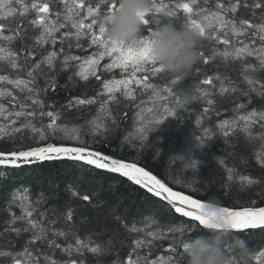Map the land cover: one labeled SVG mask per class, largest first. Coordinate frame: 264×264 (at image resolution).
<instances>
[{
  "label": "trees",
  "instance_id": "16d2710c",
  "mask_svg": "<svg viewBox=\"0 0 264 264\" xmlns=\"http://www.w3.org/2000/svg\"><path fill=\"white\" fill-rule=\"evenodd\" d=\"M93 6L99 0H85ZM170 6L178 0H164ZM226 5L229 0H219ZM234 2V0H233ZM253 0H247L250 5ZM217 0H198V4L212 11L216 10ZM236 14L229 13L228 17L235 15L237 20L248 19L254 23H260L262 15L260 10H253L243 6ZM53 10L63 13V4L59 0H53ZM106 11L105 6L101 5V12ZM255 11V16H253ZM165 15L160 13L157 19L163 20ZM34 18V13L29 12L25 16H17L8 21L13 28L19 27L21 38L16 40L13 47L21 52L22 57L28 52L32 56L26 62V68L20 73L21 78L28 79L26 72L31 70L33 64L39 62L42 57L51 51L57 52V57L53 61L54 67L49 68L45 63L34 73L37 77V86L44 88L46 83H54L55 89L48 87L47 92H41L44 100L43 111H54L60 113L58 124L67 125L69 129L73 126L79 128L82 138L88 143L91 150L99 151L102 154L118 158L126 163H136L160 179L166 186L173 191H180L185 195H190L193 199L202 202H215L221 206L240 208L243 206L264 207V128L259 123L252 125L249 132L244 130L243 122L238 120L239 116L246 115L252 111H264V95L261 84H264V68L259 66L256 56H245L243 60H225L221 56H214V50L222 52L225 45L218 43L211 38H203L201 41L200 52L208 58L205 64L201 58L193 69L191 76L182 84L173 85L171 79L165 73L155 76L147 73L149 83L156 85L157 91L167 99L153 103L152 89L144 90L142 87L133 85L136 99L130 100L116 94V101L106 104L110 114L101 112V102L107 100V94L103 90V82L111 79L125 78L119 69L107 70L106 63H110L109 57H105L97 66L96 76H89L87 81L82 80L76 73L79 71V64L84 59L90 57L98 51L96 46L90 45L87 36L79 41L75 37H63V33L74 32L67 22L66 27L55 34V44L49 41L47 44L39 45L36 37L39 29L29 22ZM171 19L181 26L184 24V14L181 12L179 17ZM155 23L151 24L154 28ZM7 34V30H5ZM231 41L228 48L233 46L240 47L239 40L253 47H260L259 36L249 35L244 37L229 36ZM253 41L255 42L253 44ZM79 44L80 47L76 45ZM63 48L64 51L60 52ZM66 55L80 56L81 61H69V66H63V58ZM251 64L255 71L248 70L257 83V89L252 92L242 80V65ZM13 70L6 65L0 74L10 75ZM138 77L145 73H138ZM219 79H216V77ZM212 78L211 85H204L202 81ZM182 85V86H181ZM230 90L221 93V87ZM13 91V95L23 99L25 93L7 86ZM171 89L176 93L178 88H191L199 97V100L188 106L187 109L179 108L173 101L175 97L170 96L164 89ZM206 90L209 95L201 97L199 92ZM232 88L239 91L232 92ZM247 93V94H244ZM78 99H95V104H76ZM211 100L209 104L207 101ZM72 101L74 106L68 107ZM9 110H19L18 105L9 104L4 101ZM30 103V102H29ZM244 105L243 108L240 105ZM140 105V107H137ZM162 106H168L175 110L176 117H168L155 131L145 132L144 138L141 137L139 129L153 118V113L146 111L147 108H155L156 115H162ZM142 112L143 120L138 116ZM29 110H32L31 108ZM40 111L39 108L36 109ZM202 119V125H196V119ZM229 121L225 129L220 125L224 121ZM24 121L20 118L16 126ZM94 122V124H93ZM0 123H4L0 119ZM33 123L39 127L49 123L48 117H37ZM104 125L100 131L93 134L92 127ZM214 132L213 139L206 141V145L201 147L197 137H202L203 129ZM228 135H224V131ZM62 133H56V137H62ZM55 143L65 146H74L76 141L54 138L51 135L47 141H40V144ZM36 146V140L32 137L30 130L25 129L22 133L16 134L15 140H0V152H8L14 147L30 148ZM195 160L197 166H190V162ZM231 169V173L229 172ZM0 252L17 253L23 252L28 246L33 254L52 255L53 259L66 261L75 259L77 264L83 259L84 264H126L127 257L131 254L135 259L138 253L145 257L149 262L154 259L172 255L178 264H182L181 243L193 232H185L183 237L179 233L168 232L169 227H179L184 224L189 227L185 218L180 217L166 203L150 195L146 191L137 187L129 180L95 169L94 167L70 161L44 163L34 166H24L19 169L5 168L0 166ZM231 175V179H229ZM242 177H248L257 183L249 184ZM27 189L28 200L33 209V219L41 221L49 229V239H52L51 230H66L71 228L81 239H91L92 246L96 244L104 248L103 254H93L85 250L83 256L74 254L67 256L61 249H49L46 243L36 242L28 245L27 242L32 237V230L24 220H17L15 224L9 225L12 214L22 215L20 200L12 202L13 193L18 196L24 195ZM76 195H73V192ZM83 195H89V200H83ZM69 206L73 210V220H66V213ZM41 213H44L42 216ZM54 221V223H53ZM135 225L142 231L133 232L131 229ZM29 228V231H21L17 235L14 231H6L10 228ZM202 226L196 223L194 232H204ZM164 232L165 239H155L148 237V232ZM229 231V242L231 239L242 240L250 254L249 264H261V260L255 257L259 252L264 251V229L253 230L238 234ZM144 240L150 246L136 248L135 240ZM176 241V253H169L167 249ZM61 247L67 243H75L72 235L67 240L62 237L56 238ZM111 241V244L109 242ZM264 260V258H261ZM0 264H12L11 256L0 255ZM41 264L43 258L41 256Z\"/></svg>",
  "mask_w": 264,
  "mask_h": 264
},
{
  "label": "snow or ice",
  "instance_id": "6c2138e0",
  "mask_svg": "<svg viewBox=\"0 0 264 264\" xmlns=\"http://www.w3.org/2000/svg\"><path fill=\"white\" fill-rule=\"evenodd\" d=\"M53 0H0V72L3 71V66H7L13 70L10 75L0 74V119L4 123H0V140H15L16 134L22 133L25 129L30 130L32 137L36 140V146L30 148H13L8 152H0V166L5 168L19 169L24 165L41 163L45 161H58L62 159H68L76 162H83L85 165L94 166L95 169H103L108 173H118L123 177H127L128 180L134 182L136 185H140L146 189L147 192L153 194L155 197H159L161 200L167 201L172 208L175 209V213H178L182 218H188L186 222L189 227L182 224L179 227H169L168 232L179 233L183 237L185 232H194L196 230V222L198 225L203 226L204 229L209 228H226L228 230H235L233 235L243 234V230L257 229L264 227V207L243 206L240 208L221 206L220 204L205 203L199 199H193L190 195H185L180 191H173L171 187L166 186L160 179H157L155 175H152L149 171H145L143 167H138L136 163H126L121 159L113 158L109 155L102 154L99 151L91 150L88 143L82 138L79 128L73 126L71 129L67 125H61L57 123L60 118L59 112L43 111L44 100L41 98V92H47L48 87L55 89L54 83H46L44 88L37 86V77L34 73H38L43 64H47L49 68L54 67L53 61L57 57L56 51H51L45 54L42 59L33 64L30 71L26 72L28 79L21 78L20 73H23L26 68L27 60L32 56L31 52H28L26 56L22 57L21 52L17 51L13 45L16 40L21 38L19 27L13 28L8 21L13 20L17 16H25L29 12L34 13V18L29 22L34 27L38 28L39 34L36 37V43L39 45L47 44L51 41L55 44V34L60 32L66 27L64 22L70 25L74 32L63 33V37H75L79 41L82 37L87 36L90 40V45L96 46L98 51L94 52L90 57L83 60L79 64V71L76 73L82 80L87 81L89 76H96L97 66L100 61L105 57H109L111 62L105 64L107 70L119 69L125 78L105 80L103 82L104 93L107 94V100L101 102V112L104 114H110V110L106 107V104L112 101H116V94L120 93L127 99L135 100L136 93L133 85L136 87H142L144 90L152 89L154 96L151 98L153 103L167 99L165 96H161L156 89V85L149 83V76L147 73L155 76L159 73H163V69L160 68L151 56V40L150 37L153 32L152 23H159L156 18L158 14L163 13L169 17H179L182 12L184 14V24L189 26L192 30L198 31L203 38H211L220 44L225 45V49L220 52L214 50V56H221L225 60L232 58L233 60H243L245 56L255 55L259 61V66L264 68V0H253L249 5L247 0H244L243 6L245 8H251L253 10H260L262 15L260 17V23H254L248 19L235 18V15L228 17V14H236L238 9L241 8V0H229L226 5L223 2L217 0L216 10L212 11L206 7H202L198 4V0H178L174 5L165 3L164 0H151L152 13L142 20L144 25V31L139 40V47L137 48H124L116 46L105 38V29L98 24L100 18H104L114 13L118 5L116 0H99L94 6L85 0H59L63 4V13L59 10H53ZM101 5L105 6L106 11L101 12ZM255 16V11H253ZM64 21V22H62ZM7 30V34H5ZM255 35L259 36L261 41L260 47H253L243 40H239L240 47L233 46L231 50L228 48L231 41L229 36L236 38ZM255 42L253 41V44ZM80 47L79 44L76 45ZM64 49L61 48L60 52ZM200 56L205 64L208 63V58L205 57L203 52H200ZM69 61H81L80 56L66 55L63 58V66L68 67ZM245 70H253L251 64L244 66ZM138 73H145V75L138 77ZM96 79H100L96 76ZM216 79H219L217 76ZM212 78H205L202 83L204 85H211ZM173 85H177L174 81H171ZM257 81L255 80V84ZM12 86L13 89H18L19 92L25 93L24 98L21 100L17 96L13 95V91L9 90L7 86ZM182 86V85H181ZM260 95H264V84L260 85ZM230 89L227 87H221V93L228 92ZM252 92H256L255 86L251 87ZM170 96L175 97L174 103L178 104L176 99V93L171 89H164ZM196 92L200 93L201 97H207L209 93L204 90L196 88ZM232 92L239 91L238 88H232ZM247 94V93H244ZM8 100L9 104H17L19 110H9L6 107L4 101ZM30 102V103H29ZM209 104L211 100L207 101ZM76 104H95V99H78ZM72 101L69 102L68 107H73ZM140 107V105H137ZM241 108L244 105H240ZM32 110H29V109ZM40 111L37 112L36 109ZM138 113V116L143 120L142 112ZM147 112L153 113V118L147 122V124L139 129L141 137L147 132L155 131L160 127L168 117H176L175 110L168 106H162V115L155 114V108L149 107ZM48 117L49 123L37 127L33 123V119L37 117ZM24 118V121L20 126H16L20 118ZM238 120L243 122L244 130L249 132L253 124L259 123L261 128H264V111H252L246 115L239 116ZM196 125H202V119L198 118L195 121ZM94 124V122H93ZM229 125V121H224L220 127L225 129ZM104 125H95L92 127V133L95 134L100 131ZM202 137H197L199 145L201 147L206 145V141H211L214 136V132L209 129L202 130ZM56 133H62V137H56ZM54 138H63L72 141H76L74 146H65L63 144L57 145L55 143L40 144V141H47L49 136ZM224 135H228V131H224ZM264 139V134L261 136ZM190 166L195 168L197 162L195 160L190 162ZM231 169L229 172L231 173ZM4 173L0 172V176ZM229 175V179H231ZM247 180L251 185L257 183L248 177H242ZM28 190H24L23 196H18L16 192L13 193L12 202L17 199L20 200V208L22 215L16 216L12 214V219L8 221L9 225L15 224L17 220H24L30 226L32 230V237L27 242L28 245H34L36 242L46 243L49 249H61L67 256L72 257L74 254H80L83 256L85 250L90 251L93 254H103L104 248L96 244L92 246L91 239L87 241L79 238L71 231V228L66 230H51L52 239H49V229H47L41 221L33 219L35 209H33L31 202L27 196ZM77 193L74 191L73 195ZM83 200H89V195H83ZM43 216L44 213H41ZM66 220H73V210L69 206L66 213ZM54 223V221H53ZM14 231L17 235L21 231H29V228L21 229L10 228L6 231ZM133 232L142 231L137 229L133 225ZM72 235L75 243H67L65 247H61V244L57 243L56 238L62 237L67 240L68 236ZM148 237L155 239H165L166 234L164 232H148ZM175 239L173 245L170 246L167 251L169 253H176ZM111 244V241L109 242ZM151 241L146 244L144 240L136 239L135 247L142 248L150 246ZM183 250V249H182ZM0 255L11 256L12 264H41V256L43 258V264H77L75 259H69L66 261H59L53 259L52 255L48 254H33L30 247L26 246L23 252L9 253L0 252ZM257 260H261V264H264V251L258 253L255 257ZM79 264H84L83 259ZM126 264H178V261L169 255L166 259L162 256L159 259L148 261L145 257H141L138 253L133 259L130 254L127 257Z\"/></svg>",
  "mask_w": 264,
  "mask_h": 264
},
{
  "label": "clouds",
  "instance_id": "9594fccd",
  "mask_svg": "<svg viewBox=\"0 0 264 264\" xmlns=\"http://www.w3.org/2000/svg\"><path fill=\"white\" fill-rule=\"evenodd\" d=\"M117 10L100 18L98 24L105 29V38L124 48L139 47L144 31L142 20L151 15V0H116ZM151 40V56L156 64L176 84L187 80L199 63L202 37L198 31L187 25L177 26L171 17L165 15L155 24ZM243 83L251 88L255 77L242 69ZM178 107L187 109L199 97L189 88L176 91ZM216 204L215 202H209ZM183 249L182 264H249V251L242 240L231 239L226 228H209L204 232H193L180 245Z\"/></svg>",
  "mask_w": 264,
  "mask_h": 264
},
{
  "label": "water",
  "instance_id": "95a60500",
  "mask_svg": "<svg viewBox=\"0 0 264 264\" xmlns=\"http://www.w3.org/2000/svg\"><path fill=\"white\" fill-rule=\"evenodd\" d=\"M61 161H70V162H75V163H81V164H83V162H76V161H71V160H68V159H62V160H58V161H45V162H41V163L28 164V165H24V166H34V165H39V164H44V163H53V162H61ZM84 165H85V164H84ZM24 166H22V167H24ZM88 166H89V165H88ZM91 167H94V166H91ZM138 167H139V166H138ZM94 168H95V167H94ZM98 170H100V171H104V172H107L106 170H103V169H98ZM111 174H114V175H117V176L123 177V176H121V175L118 174V173H111ZM123 178H125V179L128 180L127 177H123ZM129 181H130V180H129ZM130 182L133 183L134 185H136L134 182H132V181H130ZM136 186L147 192V190L144 189V188H142L140 185H136ZM147 193H149V192H147ZM149 194L152 195V196H154V195L151 194V193H149ZM154 197H155V196H154ZM156 198L159 199L160 201L166 203L167 205H169V204L167 203V201H165V200H161L159 197H156ZM169 206L171 207V205H169ZM171 208H172V207H171ZM172 209L175 211L174 208H172ZM176 214L179 215L178 213H176ZM179 216H180V215H179ZM185 219L188 220V218H185ZM196 223H198V222H196ZM202 227H203V226H202ZM261 229H264V227H262V228H257V229H246V230H243V232H245V231H253V230H261ZM229 231L235 232V230H229Z\"/></svg>",
  "mask_w": 264,
  "mask_h": 264
}]
</instances>
